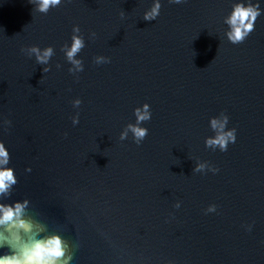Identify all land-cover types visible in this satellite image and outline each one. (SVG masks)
<instances>
[{
  "label": "water",
  "instance_id": "95a60500",
  "mask_svg": "<svg viewBox=\"0 0 264 264\" xmlns=\"http://www.w3.org/2000/svg\"><path fill=\"white\" fill-rule=\"evenodd\" d=\"M236 2L160 0L146 21L154 0H61L46 14L0 0V142L17 178L0 203L28 200L70 264H264V0L234 45ZM74 26L75 73L62 50ZM32 46L55 54L39 64ZM145 103L147 137L122 141ZM221 113L236 129L224 152L205 145ZM202 162L218 171L195 172Z\"/></svg>",
  "mask_w": 264,
  "mask_h": 264
},
{
  "label": "clouds",
  "instance_id": "9594fccd",
  "mask_svg": "<svg viewBox=\"0 0 264 264\" xmlns=\"http://www.w3.org/2000/svg\"><path fill=\"white\" fill-rule=\"evenodd\" d=\"M35 5V10L40 13H48L51 8L61 4V0H29ZM170 3L180 4L183 0H169ZM161 9L160 0H154L150 10L144 13L143 19L146 21L155 20ZM261 16L259 2L252 3L251 0H238L233 4L232 11L225 17L224 23L228 26L226 37L234 45L242 44L246 38L255 30V22ZM79 26L73 27L70 47L66 44L63 47L67 61L73 66L69 72L83 71L84 65L77 56L85 47V40L80 33ZM95 36V33H92ZM29 55L35 54L37 63L48 64L50 58L55 54L53 47L49 46L40 49L37 46L28 48ZM97 64L107 63L108 58L97 56ZM45 68V71H49ZM81 104L79 99L73 101L74 107ZM136 123H129L121 133L120 139L123 141L132 133L135 142L139 145L148 135V129L140 126L151 119L150 105L145 103L142 107L134 110ZM73 124L79 123L78 116L73 117ZM229 117L221 113L219 117L210 120V127L215 135L205 140L206 147L220 151H227L229 143L236 142V129H227ZM10 156L9 151L3 142H0V195H8L12 185L17 183L14 169L8 167ZM208 169L217 172L206 162L198 163L195 172H203ZM30 171V169H29ZM28 200L15 201L11 204L0 203V249L6 248L8 251L0 255V264H70L73 259L71 244L59 234H46V226L27 215L25 209ZM180 205L177 203L176 207ZM207 212H215L216 206L210 205Z\"/></svg>",
  "mask_w": 264,
  "mask_h": 264
}]
</instances>
